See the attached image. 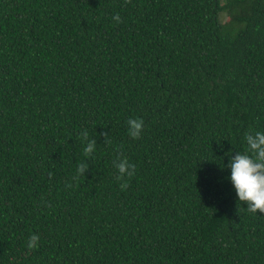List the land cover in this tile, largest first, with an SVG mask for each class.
<instances>
[{"label": "trees", "instance_id": "1", "mask_svg": "<svg viewBox=\"0 0 264 264\" xmlns=\"http://www.w3.org/2000/svg\"><path fill=\"white\" fill-rule=\"evenodd\" d=\"M255 131L264 0H0V264H264Z\"/></svg>", "mask_w": 264, "mask_h": 264}, {"label": "clouds", "instance_id": "2", "mask_svg": "<svg viewBox=\"0 0 264 264\" xmlns=\"http://www.w3.org/2000/svg\"><path fill=\"white\" fill-rule=\"evenodd\" d=\"M114 19L119 22L120 17L117 15ZM127 124L129 135L138 139L143 131L144 120L142 118L129 119ZM83 136L87 139V132H84ZM245 141L247 149L244 154L230 155L226 153L230 156L227 165H225L229 169L227 179L235 190L238 202L246 204V208L253 213L258 210L264 213V131L247 133ZM95 146V140H88L84 148L85 154L93 153ZM116 167L119 173L117 179H123L125 176L131 177L135 171V166L130 164L127 158L121 159ZM86 169L87 164L82 163L78 167V174H84ZM37 241V236H31L29 247H35Z\"/></svg>", "mask_w": 264, "mask_h": 264}, {"label": "rangeland", "instance_id": "3", "mask_svg": "<svg viewBox=\"0 0 264 264\" xmlns=\"http://www.w3.org/2000/svg\"><path fill=\"white\" fill-rule=\"evenodd\" d=\"M222 20L224 21V20H226V18L224 16H222Z\"/></svg>", "mask_w": 264, "mask_h": 264}]
</instances>
